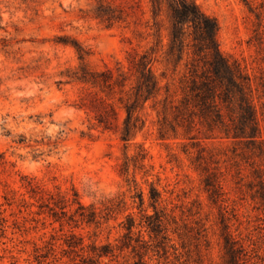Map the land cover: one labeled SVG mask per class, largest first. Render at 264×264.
I'll return each instance as SVG.
<instances>
[{
    "label": "rangeland",
    "instance_id": "rangeland-1",
    "mask_svg": "<svg viewBox=\"0 0 264 264\" xmlns=\"http://www.w3.org/2000/svg\"><path fill=\"white\" fill-rule=\"evenodd\" d=\"M196 1L218 20L221 51L250 74L264 137V0ZM94 3L0 0V264H85L81 256L93 242L117 248L131 243L98 264H135L140 255L145 264H228L227 234L242 246V264H264V184L254 171L264 173V143L192 139L182 129L161 139L157 113L147 107L144 129L126 148L115 131L79 106L83 87L67 76L80 65L70 41L90 50L86 60L96 68L127 66L128 53L146 45L132 27H107L92 17ZM155 69L164 84L163 63ZM140 146L148 152L143 162L135 158ZM126 156L134 159L128 175L122 173ZM211 173L221 183L219 196L207 188ZM29 180L43 192H33ZM150 182L162 192L169 238H151L138 227L131 240L124 223L130 212L141 219L134 197L140 188L154 212ZM73 190L98 210L118 196L125 203L99 226L76 227L41 207L53 201L51 192ZM70 230L83 236L84 250L67 245Z\"/></svg>",
    "mask_w": 264,
    "mask_h": 264
},
{
    "label": "trees",
    "instance_id": "trees-1",
    "mask_svg": "<svg viewBox=\"0 0 264 264\" xmlns=\"http://www.w3.org/2000/svg\"><path fill=\"white\" fill-rule=\"evenodd\" d=\"M145 2L146 6L144 0H95L92 17L107 27H132L135 37L146 41V45L128 53L127 66L117 63L96 68L86 60L90 50L78 40L70 41L79 55L80 65L67 76L83 87L79 106L92 111L99 126L115 131L126 148L144 129L147 107L157 113L161 139L182 129L192 139L224 138L254 147L264 143L252 78L237 60H231L221 51L218 20L206 13L196 0ZM158 61L164 65L161 73L166 80L164 84L155 69ZM147 155L146 149L140 146L135 158L143 162ZM132 160L126 156L122 173L129 174ZM254 171L264 184L262 169ZM133 181L137 185L135 178ZM206 184L213 196H219L222 186L215 173L207 175ZM28 186L35 193L43 192L33 180L28 181ZM260 196L264 204V191ZM134 197H138L142 216L137 222L133 212L127 214L124 235L132 240L134 229L139 227V233L141 228H146L151 238L168 239V213L161 207L162 192L156 184L149 183L148 198L153 213L145 206L146 194L142 188ZM49 199L53 201L44 202L41 207L48 208L56 220L65 218L76 227L80 223L99 226L103 218L107 219V215L125 203L118 196L98 210L94 204L85 206L76 190L71 195L51 192ZM72 205L77 207L70 213L67 207ZM140 238L141 234L136 241ZM66 243L72 250L78 247L84 250L83 236L74 230H70ZM130 245L126 242L117 248L111 242H93L88 255L81 256L82 261L98 264L105 257H117V249L123 251ZM241 247L230 234L225 236L228 264H242ZM135 264H145L143 255Z\"/></svg>",
    "mask_w": 264,
    "mask_h": 264
}]
</instances>
